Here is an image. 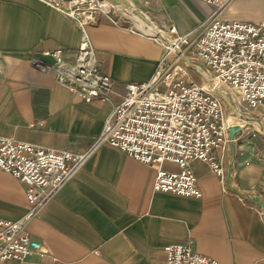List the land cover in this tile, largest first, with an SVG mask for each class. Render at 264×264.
<instances>
[{
	"label": "crops",
	"instance_id": "obj_1",
	"mask_svg": "<svg viewBox=\"0 0 264 264\" xmlns=\"http://www.w3.org/2000/svg\"><path fill=\"white\" fill-rule=\"evenodd\" d=\"M107 1L155 33L171 23L188 34L214 11L199 0H121L140 11ZM263 13L264 0H234L222 18L258 21ZM88 29L99 70L120 93L126 83L154 76L164 47L153 36L106 15ZM79 44L76 23L51 6L0 0V137L75 152L95 144L120 98L82 101L57 82L54 60L44 55L63 49L72 61ZM235 111L229 106L227 119L240 113ZM252 123L264 131V114ZM249 133L236 131L218 152L223 180L207 164L194 163L202 198L155 192V168L102 145L28 225L46 253L5 264H166L164 248L176 244L220 264H264V135ZM26 191L0 170V218L16 221L26 214Z\"/></svg>",
	"mask_w": 264,
	"mask_h": 264
},
{
	"label": "built area",
	"instance_id": "obj_2",
	"mask_svg": "<svg viewBox=\"0 0 264 264\" xmlns=\"http://www.w3.org/2000/svg\"><path fill=\"white\" fill-rule=\"evenodd\" d=\"M39 1L67 15L80 31L72 61L63 49L44 53L54 60L57 82L84 102L113 103L114 96L120 101L85 152L0 137V170L27 186L29 204L19 220L0 218V264L26 262L46 253L27 231L28 225L102 145L155 168V192L202 198L194 163L207 164L223 180L224 162L218 152L231 141L228 103L216 91L229 89L241 119L257 122L264 114V13L258 21L227 20L222 14L234 0H199L216 10L188 34L165 24L166 38L153 37L164 47L156 73L149 81L124 84L120 93L116 82L99 70L88 28L106 15L131 32L144 34L128 22L131 17L113 4L106 9L105 0ZM243 130L257 135L251 127ZM167 164L176 169H167ZM164 251L166 264H220L188 244L169 245Z\"/></svg>",
	"mask_w": 264,
	"mask_h": 264
},
{
	"label": "water",
	"instance_id": "obj_3",
	"mask_svg": "<svg viewBox=\"0 0 264 264\" xmlns=\"http://www.w3.org/2000/svg\"><path fill=\"white\" fill-rule=\"evenodd\" d=\"M114 2L115 5H119V4H124L126 6V9H130V10H136V11H140L139 9H137L136 7H134L132 4H130L129 2H123L121 0H112ZM227 103L228 105L234 109L233 103L231 100H229L228 97H226V92L217 90L216 91ZM229 121V133H230V140L233 142L235 139V133L238 130H243L246 129L247 127H252L254 129L255 132H257L258 134H263L264 135V131L261 130V128L258 126L257 123H250L246 120H241V118L237 117V116H229L228 118ZM242 122V127H240V123Z\"/></svg>",
	"mask_w": 264,
	"mask_h": 264
},
{
	"label": "rangeland",
	"instance_id": "obj_4",
	"mask_svg": "<svg viewBox=\"0 0 264 264\" xmlns=\"http://www.w3.org/2000/svg\"><path fill=\"white\" fill-rule=\"evenodd\" d=\"M117 9H119V10H121L122 11V9L121 8H117ZM216 9L214 8V11H215ZM122 12H124V11H122ZM125 14H127L126 12H124ZM224 14V13H223ZM223 14H222V16H223ZM130 17H131V19L128 21V22H130L132 25H135L136 24V26L139 28V23L136 21V20H134V18H132V16L130 15V14H128ZM246 19H248V17L247 16H244V17H242V19L241 20H246ZM246 21H248V20H246ZM163 30V29H162ZM196 78L197 79H199L200 80V77L199 76H197L196 75ZM213 87V86H212ZM213 89L214 90H217V88H215V87H213ZM222 91H224V92H226L227 93V97L229 98V100H231V96H229V92H228V90L229 89H227V88H225V87H221L220 88ZM232 91L233 92H235V93H239V91L237 90V89H232ZM225 109H226V113H228V115H229V105H227V107H225Z\"/></svg>",
	"mask_w": 264,
	"mask_h": 264
},
{
	"label": "bare ground",
	"instance_id": "obj_5",
	"mask_svg": "<svg viewBox=\"0 0 264 264\" xmlns=\"http://www.w3.org/2000/svg\"><path fill=\"white\" fill-rule=\"evenodd\" d=\"M104 6H105V8L106 9H108L110 6H111V4L107 1V0H105V2H104V4H103ZM144 34H146V35H150V36H153V37H160V38H166V29L165 30H160L162 33H155V32H152V31H148V30H146V29H143V28H139ZM226 97H227V94H226ZM233 110H236L235 112L237 113V111H238V108H236V107H234V109ZM238 114H240V113H238ZM241 120H243V119H241ZM229 121L230 120H228V123H229ZM247 121V120H246Z\"/></svg>",
	"mask_w": 264,
	"mask_h": 264
}]
</instances>
